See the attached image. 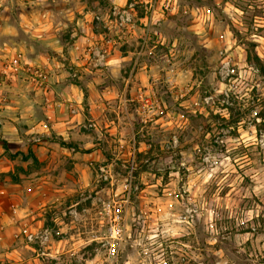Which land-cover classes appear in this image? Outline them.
Instances as JSON below:
<instances>
[{"label":"rangeland","instance_id":"374dc122","mask_svg":"<svg viewBox=\"0 0 264 264\" xmlns=\"http://www.w3.org/2000/svg\"><path fill=\"white\" fill-rule=\"evenodd\" d=\"M46 5L95 26L79 27L93 44L70 78L95 87L49 131L10 128L38 170L5 153L0 125V264H264V0ZM18 166L49 180L46 205L9 199L2 173ZM110 209L126 230L116 257Z\"/></svg>","mask_w":264,"mask_h":264},{"label":"crops","instance_id":"0c3cea01","mask_svg":"<svg viewBox=\"0 0 264 264\" xmlns=\"http://www.w3.org/2000/svg\"><path fill=\"white\" fill-rule=\"evenodd\" d=\"M47 2L48 0H0V117L6 118H0V125L8 147L14 138L9 136L10 128L16 131L15 137L18 140L21 138L18 129L21 126L29 128V135L37 131H49L51 123H59L65 118H62L60 112L65 107L80 114L74 104L75 96L82 93L84 100H88L84 90L89 94L95 87L90 82L84 85L70 80L81 79L79 71L75 72L74 69H81L88 64L89 47L93 44L90 34H81L79 27L90 31L95 26L90 28L85 22L86 17L79 18L76 24H73L77 20L75 17L71 22H65L64 14L47 6ZM68 30L72 36L71 42L66 43L62 36ZM95 34L93 30L92 35ZM67 64L74 73L67 71ZM29 67H41L47 71L48 77L43 86L35 82L28 71ZM29 149L31 148L21 152L27 154ZM32 151L35 155L38 154L36 150ZM39 161L43 167V162ZM25 178L26 175H21L19 183H14L11 179L8 189H13V194H9V199L16 206L25 198L39 200L41 205H46L50 198L47 194L48 187L41 183L50 184L49 180L38 177L28 181ZM22 185L28 188L27 193L23 191Z\"/></svg>","mask_w":264,"mask_h":264},{"label":"built area","instance_id":"2783aa9c","mask_svg":"<svg viewBox=\"0 0 264 264\" xmlns=\"http://www.w3.org/2000/svg\"><path fill=\"white\" fill-rule=\"evenodd\" d=\"M120 19L122 24H130L134 19L133 12L131 10L123 11L120 15ZM97 20L100 21L101 19L97 17ZM28 71L31 76H33L35 82L40 84V86H43L48 77L47 71L41 67H29ZM109 213V228L107 230L105 240L110 255L116 257L119 254L120 246L125 241L126 230L124 225V216L122 215L121 209L115 210L114 212L110 209ZM29 238L32 239L33 236L31 235Z\"/></svg>","mask_w":264,"mask_h":264},{"label":"trees","instance_id":"16d2710c","mask_svg":"<svg viewBox=\"0 0 264 264\" xmlns=\"http://www.w3.org/2000/svg\"><path fill=\"white\" fill-rule=\"evenodd\" d=\"M85 91V98L88 97V93ZM60 145L63 147V148H68V149H73L74 151H79V148L75 145V144H68L66 142H63L61 141L60 142ZM3 146H4V150H5V153L10 155L11 159H16L18 157H21L22 161L23 162H29V161H32V165L30 164V169L31 168H35V169H40V167H42V163L39 161V159L36 157L35 153L32 151V149H29L28 153L27 154H24L22 152H18L16 154H11L10 153V150H9V147H8V143L6 141H3ZM34 165V166H33ZM17 172H21L23 175H28L29 174V171H26L24 170V168L18 166L16 167L15 169ZM5 176H8L12 179V181L14 183H19L21 180H20V177L16 175V173H8V174H3Z\"/></svg>","mask_w":264,"mask_h":264}]
</instances>
